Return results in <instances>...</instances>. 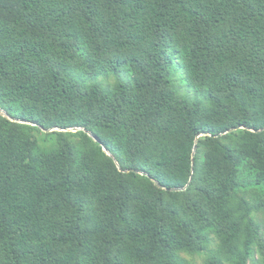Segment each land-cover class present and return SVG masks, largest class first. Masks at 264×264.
Instances as JSON below:
<instances>
[{
    "label": "trees",
    "instance_id": "trees-1",
    "mask_svg": "<svg viewBox=\"0 0 264 264\" xmlns=\"http://www.w3.org/2000/svg\"><path fill=\"white\" fill-rule=\"evenodd\" d=\"M0 108V264H264V0H0Z\"/></svg>",
    "mask_w": 264,
    "mask_h": 264
},
{
    "label": "rangeland",
    "instance_id": "rangeland-1",
    "mask_svg": "<svg viewBox=\"0 0 264 264\" xmlns=\"http://www.w3.org/2000/svg\"><path fill=\"white\" fill-rule=\"evenodd\" d=\"M172 70V76H173V80L177 85L178 90L180 91L181 94L187 95L189 97H194L195 96V92L190 89L185 80V73L184 70L182 68H178V65H176L174 63L173 67L171 68ZM125 72V71H124ZM99 81L102 82L104 85L109 86L110 84H113L114 82V78L113 77H108V78H99ZM77 130H73V132H76ZM37 137L40 139V141H42L43 136L38 134ZM259 220L261 221L262 224V229H263V233H264V216L260 215ZM188 259H190L188 257ZM258 260H259V256L258 255H254L250 258L248 264H258ZM195 262L197 264H202L203 259L201 256H196L195 257Z\"/></svg>",
    "mask_w": 264,
    "mask_h": 264
},
{
    "label": "water",
    "instance_id": "water-1",
    "mask_svg": "<svg viewBox=\"0 0 264 264\" xmlns=\"http://www.w3.org/2000/svg\"><path fill=\"white\" fill-rule=\"evenodd\" d=\"M0 112H2V113H4V114H6L7 115V113L2 109V108H0ZM12 121H18V120H16V119H12ZM21 122V121H20ZM22 123H23V121H22ZM238 128H244L243 126H239ZM236 128H231V129H229L228 131H226V132H224V133H221L220 135H224V134H227V133H229V132H231V131H233V130H235ZM73 130H75V129H73ZM85 132H87V131H85ZM88 134H89V136L90 137H92L96 142H101L100 141V139L97 137V136H95V135H93L92 133H89V132H87ZM105 151L108 153V155H110V156H112L110 153H109V151L107 150V149H105ZM193 155H195V152L193 153ZM120 171H122L121 169H120ZM138 173H140V174H142V175H145V173L144 172H140V171H137ZM185 188H177V189H173L174 191H180V190H184Z\"/></svg>",
    "mask_w": 264,
    "mask_h": 264
}]
</instances>
